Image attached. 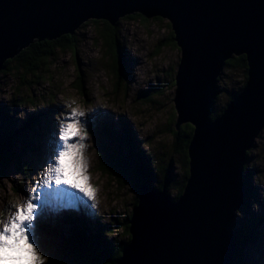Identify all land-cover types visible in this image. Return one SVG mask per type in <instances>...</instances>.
Wrapping results in <instances>:
<instances>
[{"label": "water", "instance_id": "95a60500", "mask_svg": "<svg viewBox=\"0 0 264 264\" xmlns=\"http://www.w3.org/2000/svg\"><path fill=\"white\" fill-rule=\"evenodd\" d=\"M137 14L171 23L182 54L176 127L195 130L183 195L143 186L118 264H235L245 168L264 131V0H0V75L37 42L73 36L89 21L116 27ZM241 56L247 84L213 119L226 63Z\"/></svg>", "mask_w": 264, "mask_h": 264}, {"label": "rangeland", "instance_id": "374dc122", "mask_svg": "<svg viewBox=\"0 0 264 264\" xmlns=\"http://www.w3.org/2000/svg\"><path fill=\"white\" fill-rule=\"evenodd\" d=\"M105 28L107 26L103 21L99 24L89 21L83 25L74 35V47L58 51L49 63H40L36 76L21 80L16 68L12 73L0 75V106L15 111L12 115L17 130L33 116L34 122L40 120L41 114H46L47 110L54 117L52 136L41 132L23 133L14 144L13 151H17L22 158L20 162L12 158L6 175L3 178L0 176V222L10 217V208L20 207L25 196L34 194L33 186L42 179L44 169L54 162L62 147L58 133L72 108L86 113L84 126L80 129L81 135L85 130L87 132L83 141L84 175L94 191L97 207L93 208L90 201L83 200H77L70 207L60 206L57 203L63 194L75 201L74 192L69 193L67 189L38 190V198L34 202L40 201L36 204L40 213L37 209L34 223L25 227L30 242L46 258L45 264H52L53 256L42 246L40 224L62 222L63 234L58 239L66 242L74 229L71 220L76 218L85 220L87 229L92 232L98 233L102 228L105 237L100 239L103 242L109 240L115 248H119V243H126L129 236L132 240L126 232V223L133 214L135 204L140 201V195L135 191L137 187L130 183L121 189L101 169V154L105 159L107 157L100 146L102 141L116 159L128 156L126 147L119 141L123 137L124 126L134 133L140 149L154 158L150 167L157 170L156 175L161 179L159 182H165L170 175L172 199L176 198L181 187L187 185L186 175L190 166L185 164L183 152L175 147L172 134L178 120L176 77L182 54L176 42L171 41V23L165 19L139 17H126L119 21L114 29L125 61L120 79L111 69L114 56L107 55L100 39V33ZM15 66L11 64V67ZM223 75L219 83L220 98L214 109L216 113L221 112L231 96L240 91L236 84L244 79L241 73L228 69ZM29 98L35 100L38 108L33 109L27 103L17 108L12 105V100H19L20 104ZM106 127L115 134L117 141H111L107 132H103ZM102 133L106 135L103 137ZM34 145L39 147L40 153L29 148ZM247 164L250 173L248 170L245 175L248 174L252 192L246 195L247 212L240 210L237 213L236 227L240 230L252 219L250 221L257 224V230L252 235V242L248 238L250 243L244 247L242 264H264V131L255 148L249 152ZM25 167L28 170H24ZM84 209L89 213L84 214ZM90 235L91 241L94 240V235ZM63 245L60 244L58 249L65 250ZM92 249L99 251L95 246Z\"/></svg>", "mask_w": 264, "mask_h": 264}, {"label": "trees", "instance_id": "16d2710c", "mask_svg": "<svg viewBox=\"0 0 264 264\" xmlns=\"http://www.w3.org/2000/svg\"><path fill=\"white\" fill-rule=\"evenodd\" d=\"M136 17L146 19L145 17L138 14L130 16L128 18ZM157 19L161 20L160 18ZM93 23L99 24V21H93ZM105 24L107 28H105L100 33V39L103 41V45L107 49V55L114 56V64H112L111 69L120 79V75H122L121 71L125 67V61L120 51L121 48L118 44L117 34L114 29L115 27L111 26L107 22H105ZM172 37L174 39V33ZM73 42L74 35L64 36L59 40L51 42H37L33 44L30 48L23 51L21 55L18 56L16 59H14L13 61H9L6 64V70L3 71V74L6 75L8 74V72L12 73L16 68L18 70L17 75H19L21 80L24 77L27 80V78L31 76H36V74L39 73L40 70L38 67L40 63H49L50 60L56 56V53L58 51L66 50V48L69 47H74ZM11 64H16V66L13 68L11 67ZM225 69H228L230 72H239L243 75V81L241 83L236 84L240 90L237 93L241 92L246 86L248 80L247 57H235L234 59L226 63ZM223 76L221 77L220 81L223 80ZM26 80H24L23 82H26ZM219 98L220 95L218 94L214 103V109L216 108V104ZM233 98L234 96L232 95L229 99L228 104L233 100ZM18 102L19 100H12L13 107L17 108L18 105L22 106L27 103L29 105L31 104L32 106L30 107H32L33 109L38 108V105L35 103V100L33 98L25 99L20 102V104H18ZM228 104L224 107L221 112H214V114H212V118L217 119L218 117H220L223 114L224 110L227 108ZM12 112L14 113L15 111L11 108L0 106V176H2V178L6 175V171L9 169L12 158L15 159L17 162L21 161L22 157H20L17 151H13V146L17 142V139L20 136H23V133L30 134L31 132H33L38 134V132H41V134H47V136H52L53 133L52 128L54 124V117H52V114L48 110L45 112L46 114H41L42 117L40 120L37 119L36 122H34L35 116H33L27 122H25L26 124L24 123V126L22 125V127H19L18 130L15 128ZM29 125L31 129L30 127L27 128ZM26 128L27 130H25ZM122 129H124V134L123 137L121 136L119 138V141L124 147H126L128 156H121L116 159L115 155L111 153L109 148L104 146L105 141H102L100 144L101 148H104L102 152L106 153L107 155L105 159V157L101 154L102 172H104L108 177H110L114 183H117L121 187V189L125 188L130 183L135 184L137 187L135 189L137 195H140L141 190L145 184H148V186L153 191H163L164 189H166L168 194L170 195L171 191L173 192V186H171L170 184L172 182L169 177L170 175L167 176L165 182H159L161 179L159 178V175H156L157 170L155 171L150 167L151 161H154L152 155L144 153L140 149L138 139L131 131V129L128 128V126H124V128ZM122 129L121 133H123ZM194 130L195 128L192 125L187 124L182 126L180 130H178L176 127L172 131V134L175 138V147H178L180 151L183 152L185 164L187 165V167H189L188 151L194 136ZM104 131L107 132V135L110 136V138H112L111 141L116 140L115 134H113L108 127H106L103 132ZM105 135V133H102L103 137ZM29 148L33 151L37 150L36 152L40 153V149L38 146L34 145L30 146ZM125 157H127L128 159ZM25 168L26 169L24 170H28V167ZM1 169L3 170L1 171ZM245 169L246 172L249 170L248 164L246 165ZM189 175L190 173L188 170L185 185L187 184ZM245 176L247 196H249V192H252L251 185L248 183V174H246ZM154 179H156V182H153ZM184 187L185 186L179 189V193L177 194L175 200H178L183 195L185 189ZM138 203L139 201L135 204V206H137ZM245 205L246 198L244 206L241 209L243 212H247L248 209L245 207ZM131 218L132 215L129 216V219L126 223L127 234H130L129 222ZM250 220L247 225H244L240 229L241 231L238 230L239 228L237 229V232H239L238 237L240 238L239 242L242 244V247L240 252V260L236 261L235 264L243 263L242 260L244 259L245 255L244 247L250 243L248 242V238L251 239L252 242V235H254L253 233H255L254 230H257V224L255 223L254 225ZM71 224H73L72 226L74 229H72L73 232H71V237L67 240V242L66 240L61 241L58 239L59 236L63 234L61 230L63 228L62 222L54 221V223L49 222L45 223L44 225L40 224V231L42 234V246L46 249L47 252H49L51 256H53L51 260L52 264H118L119 259L123 256L124 249L126 248V246H128L129 242L131 241V237L129 236V240L126 243H119V248H115V246L111 245V243L108 242L109 240L103 242L100 239L101 236L105 237L104 230L102 228H100L101 231H99L98 233L97 231L92 232L90 229H87L88 225H85L86 222L82 218H76L71 220ZM90 234L94 235V240L92 241V236ZM59 243L64 244L63 247L65 248V250L58 249V246L60 245ZM89 246H92V248L93 246H95L99 249V251H97L96 249L93 250ZM246 263H248V261H246Z\"/></svg>", "mask_w": 264, "mask_h": 264}, {"label": "snow or ice", "instance_id": "6c2138e0", "mask_svg": "<svg viewBox=\"0 0 264 264\" xmlns=\"http://www.w3.org/2000/svg\"><path fill=\"white\" fill-rule=\"evenodd\" d=\"M75 111L77 114L72 115ZM86 113L72 108L70 115L61 124L58 139L62 147L54 157V162L44 169L42 179L32 188V193L26 199L27 203L15 209V215H11L0 227V264H45V259L38 249L30 242L28 231L25 225H32L36 219L34 213L37 205L34 201L38 198L39 189L57 190L67 189L69 193L75 192L82 194L91 206L96 208L95 194L88 186V178L84 175L85 167L83 160V143L87 132L81 135L80 129L84 126L83 118ZM75 126L74 135L67 140L63 139L66 125ZM67 145H77L79 149V165L76 168L64 166L62 168L61 154L67 150ZM13 226H15V238L13 237Z\"/></svg>", "mask_w": 264, "mask_h": 264}, {"label": "clouds", "instance_id": "9594fccd", "mask_svg": "<svg viewBox=\"0 0 264 264\" xmlns=\"http://www.w3.org/2000/svg\"><path fill=\"white\" fill-rule=\"evenodd\" d=\"M75 111L72 115H76ZM75 132V126L72 124L66 125V131L64 133L63 139L67 140L69 137L73 136ZM67 150L61 154L62 168L64 166H71L73 168L79 165V149L77 145H67ZM257 228V227H256ZM13 237L15 238V226H13Z\"/></svg>", "mask_w": 264, "mask_h": 264}, {"label": "bare ground", "instance_id": "6f19581e", "mask_svg": "<svg viewBox=\"0 0 264 264\" xmlns=\"http://www.w3.org/2000/svg\"><path fill=\"white\" fill-rule=\"evenodd\" d=\"M30 127V125L27 127V128H29ZM27 128L25 129V130H27ZM30 129H31V127H30ZM21 137V136H20ZM19 137V138H20ZM41 148V147H40ZM52 189H55V188H52ZM57 192V191H56ZM74 196H76V199H75V201H73V198H71V197H69L67 194L66 195H62V197L60 198V201H59V203H57V204H59L60 206H73L74 204H75V202L77 201V200H83V201H88L82 194H78V193H75L74 192ZM28 196H25V198L23 199V203L21 204V206L22 205H25L26 203H27V198ZM40 201H37V202H34L35 204H38ZM58 202V201H57ZM90 203V202H89ZM45 204V203H44ZM89 205V204H88ZM17 207H12V208H10V209H12L11 210V213L9 214V216L11 217V215H15V213H14V211H15V209H16ZM91 208V207H90ZM37 209H38V207H37ZM39 210V213H40V209H38ZM83 213L85 214V213H89L88 212V210L87 209H84L83 210ZM34 215H36V212L34 213ZM10 217H7V219L8 218H10ZM87 223V222H86Z\"/></svg>", "mask_w": 264, "mask_h": 264}, {"label": "flooded vegetation", "instance_id": "af4514ba", "mask_svg": "<svg viewBox=\"0 0 264 264\" xmlns=\"http://www.w3.org/2000/svg\"><path fill=\"white\" fill-rule=\"evenodd\" d=\"M171 40H173V42H174V39H173V37H171Z\"/></svg>", "mask_w": 264, "mask_h": 264}]
</instances>
